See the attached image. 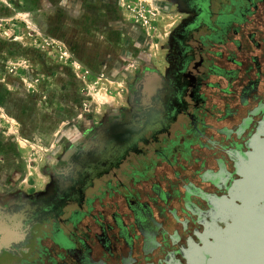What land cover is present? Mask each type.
Wrapping results in <instances>:
<instances>
[{
  "label": "flooded vegetation",
  "instance_id": "af4514ba",
  "mask_svg": "<svg viewBox=\"0 0 264 264\" xmlns=\"http://www.w3.org/2000/svg\"><path fill=\"white\" fill-rule=\"evenodd\" d=\"M171 1L127 106L74 137L43 187L0 194V264H187L212 240L207 198L228 195L264 116V0Z\"/></svg>",
  "mask_w": 264,
  "mask_h": 264
},
{
  "label": "rangeland",
  "instance_id": "374dc122",
  "mask_svg": "<svg viewBox=\"0 0 264 264\" xmlns=\"http://www.w3.org/2000/svg\"><path fill=\"white\" fill-rule=\"evenodd\" d=\"M177 17L171 0H0V194L43 187L74 137L126 107Z\"/></svg>",
  "mask_w": 264,
  "mask_h": 264
},
{
  "label": "water",
  "instance_id": "95a60500",
  "mask_svg": "<svg viewBox=\"0 0 264 264\" xmlns=\"http://www.w3.org/2000/svg\"><path fill=\"white\" fill-rule=\"evenodd\" d=\"M247 150L235 151L238 178L228 187V195H209L214 220L206 226L202 246L190 244L182 251L187 264H264V116L247 140ZM217 224L215 225V223ZM228 237V259L225 255ZM167 264H181L173 255Z\"/></svg>",
  "mask_w": 264,
  "mask_h": 264
},
{
  "label": "crops",
  "instance_id": "0c3cea01",
  "mask_svg": "<svg viewBox=\"0 0 264 264\" xmlns=\"http://www.w3.org/2000/svg\"><path fill=\"white\" fill-rule=\"evenodd\" d=\"M226 254H227V253H225L224 257L226 256V259H228V257H229V254H227V255H226Z\"/></svg>",
  "mask_w": 264,
  "mask_h": 264
}]
</instances>
